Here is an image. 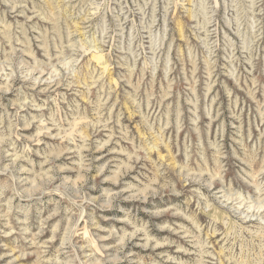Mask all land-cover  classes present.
I'll return each mask as SVG.
<instances>
[{
    "label": "rangeland",
    "instance_id": "obj_1",
    "mask_svg": "<svg viewBox=\"0 0 264 264\" xmlns=\"http://www.w3.org/2000/svg\"><path fill=\"white\" fill-rule=\"evenodd\" d=\"M0 264H264V0H0Z\"/></svg>",
    "mask_w": 264,
    "mask_h": 264
},
{
    "label": "bare ground",
    "instance_id": "obj_2",
    "mask_svg": "<svg viewBox=\"0 0 264 264\" xmlns=\"http://www.w3.org/2000/svg\"><path fill=\"white\" fill-rule=\"evenodd\" d=\"M42 74V73H41ZM7 89V88H6Z\"/></svg>",
    "mask_w": 264,
    "mask_h": 264
}]
</instances>
